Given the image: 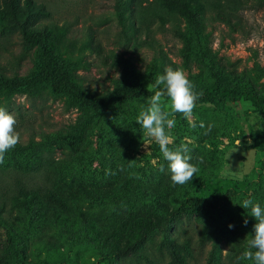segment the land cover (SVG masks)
<instances>
[{"label":"rangeland","instance_id":"obj_1","mask_svg":"<svg viewBox=\"0 0 264 264\" xmlns=\"http://www.w3.org/2000/svg\"><path fill=\"white\" fill-rule=\"evenodd\" d=\"M202 1L205 15H214L211 0ZM33 2L42 6L43 11L33 18L31 27L43 25L51 29L49 41L54 57L79 77L86 88L113 94L123 68L131 65L139 72L138 81L149 94L142 103L131 102L101 113L77 151L66 146H42L5 154L4 162L0 163V204L4 205L3 214L14 229H23L22 237L29 242L26 264L49 259L52 256L49 251H54L55 257L61 255L63 260H69L84 255L86 250L79 240L61 229L36 221V208L18 207L15 199L23 188L59 187L66 191L79 187L107 189L123 184L149 190H170L178 185L189 194L194 192L193 185L203 184L194 194L196 197L231 191L233 198L213 216L176 219L166 235L156 233L145 243L141 254L146 260L126 256L118 260L119 264H171L163 245L165 236L171 242L185 243L193 254L189 264H253L243 253L248 238L254 235L256 220L250 210L241 207V202L252 198L264 207V104L261 108L227 100L215 105L197 104L193 109L195 128L182 114L175 113L176 125L170 130L175 144L170 147L187 143L190 162L199 169L183 185L171 181L158 144L146 142L136 118L156 91L148 82V73L154 58L161 54L165 67L183 69L193 84L210 83L216 76L229 84H251L264 102V7L240 11L238 18L229 24L207 21L204 48L208 57L204 58L193 54L202 49L197 43L191 47L192 51L186 50L179 33L185 32L187 23L175 9L158 8L145 0ZM123 2L131 9L125 26L119 20V3ZM4 6L5 0H0L1 11ZM20 53V31L0 12L2 74L13 78L32 69L37 59L34 51L14 64L12 56ZM0 107L15 116L21 137L18 144L22 146L28 145L30 139L38 142L42 132L70 125L77 116V111L67 107L63 97L44 85L25 94L0 92ZM201 122L203 128L199 127ZM161 165L164 171L160 170ZM88 207L100 219L122 213L109 203L94 202ZM45 241L47 245H41ZM7 242L6 232L0 227V247ZM213 250L217 263L210 261ZM93 257L86 255L88 264L97 262ZM9 264L21 263L10 260Z\"/></svg>","mask_w":264,"mask_h":264},{"label":"trees","instance_id":"obj_2","mask_svg":"<svg viewBox=\"0 0 264 264\" xmlns=\"http://www.w3.org/2000/svg\"><path fill=\"white\" fill-rule=\"evenodd\" d=\"M145 2L158 8L177 10L187 23L185 32L179 33L186 50L192 51L191 47L197 43L202 49L193 51V54L204 58L208 57L204 48L207 21L229 24L232 19L238 18L240 11L264 7V0H211L210 5L215 14L207 17L202 0H145ZM119 8V20L125 26L129 21L128 12L131 9L127 2L119 3ZM42 11L43 7L36 5L33 0H5L4 9L0 12L8 16L11 26L18 28L21 34V53L12 56V62L14 64L20 62L33 51L37 59L32 69L24 76L10 78L0 72V92L6 95L25 94L44 85L55 95L63 97L66 106L77 111V116L73 123L58 131L42 132L38 142L30 139L28 145L17 144L9 151L20 152L42 146H66L72 151H77L86 132L101 113L131 102L142 103L149 92L138 81L139 72L131 65L123 68L120 82H116L117 91L113 94L97 93L86 88L79 77L54 57L49 41L51 29L43 25L31 27L33 18L41 15ZM132 26L135 27L133 22ZM161 56L162 54L154 58L149 67L148 82L152 87L157 76L164 72L165 65L161 63ZM223 80L216 76L210 83H195V91L202 93L196 105H215L227 100L246 102L259 108L263 106V99L253 85L229 84ZM122 85L124 88H121ZM202 185H193V194H189L178 185L170 190L140 189L138 186L127 184L107 189L79 187L66 191L59 187L56 189L27 187L20 191L19 197L15 200L18 207L36 208V221L40 220L39 222H46L61 229L79 240L86 250L84 255L73 256L69 260H63L61 255L55 257L54 251H49L52 256L36 264H88L86 255L94 256L97 261L95 264H119L118 260L126 256L135 260H146L141 254L145 243L156 233L166 235L171 231L176 219L194 215L213 216L226 207L233 198L231 191L210 195L207 198L196 197L194 194ZM94 202L114 204L122 213L112 218L100 219L97 213L88 207ZM4 212V205L0 204V227L6 232L8 240L5 246L0 247V251L3 252L0 264H9L10 260L26 264L28 255L25 250L29 242L22 237L23 229H14V225L6 218ZM163 243L171 264H189L193 254L185 243L171 242L166 236ZM41 245L45 246L47 242H42ZM210 261L217 263L215 250L210 255Z\"/></svg>","mask_w":264,"mask_h":264},{"label":"clouds","instance_id":"obj_3","mask_svg":"<svg viewBox=\"0 0 264 264\" xmlns=\"http://www.w3.org/2000/svg\"><path fill=\"white\" fill-rule=\"evenodd\" d=\"M153 88L159 90L150 97L147 107L141 108L136 123L144 130L147 143L155 141L158 144L163 159L167 162L171 181L183 185L190 182L199 169L190 162L187 143L170 147L175 144V137L170 130L176 125L175 113L182 114L192 128L197 127L193 109L202 93L195 91L194 84L183 69H173L171 66L165 67L163 74L157 76ZM16 124L15 116L0 107V163L4 162L5 154L20 142ZM199 127H204L203 122ZM160 170L164 171L163 165ZM241 207L250 210L249 214L256 220L253 225L254 235L248 238L243 257L253 264H264V207L252 198L244 199ZM244 223L247 224V220Z\"/></svg>","mask_w":264,"mask_h":264}]
</instances>
